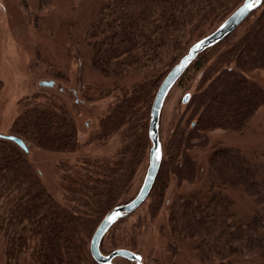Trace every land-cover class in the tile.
Here are the masks:
<instances>
[{"label": "trees", "instance_id": "trees-1", "mask_svg": "<svg viewBox=\"0 0 264 264\" xmlns=\"http://www.w3.org/2000/svg\"><path fill=\"white\" fill-rule=\"evenodd\" d=\"M238 1L104 0L85 30L94 66L113 79L145 74L123 89L90 138L108 141L119 136L121 144L113 157L83 156L63 173L65 194L60 202L26 151L0 138V236L4 234L7 241V262L23 258L28 264H99L91 255L90 239L148 157L149 113L155 92L195 31L203 33L207 23L223 18ZM211 51H216V57L204 69L201 59ZM260 69H264V0L225 39L200 53L178 80L200 71L197 91L186 102L187 115L181 117L163 148L161 167L146 200L151 219L161 212L171 176L179 186L197 180L201 168L193 151L210 144L209 132H241L264 105V87L247 74ZM12 134L50 151L75 152L82 146L74 114L57 100L21 107ZM207 162L218 185L243 189L258 210L246 221H237L233 199L212 181L206 201L196 195L174 199L167 217L171 235L193 240L201 262L236 264L235 255L241 254L259 256V264H264V166L252 162L237 146H215ZM132 213L106 233L101 245L104 252L119 247L135 250V234H114ZM150 260L159 263L156 258Z\"/></svg>", "mask_w": 264, "mask_h": 264}, {"label": "rangeland", "instance_id": "rangeland-1", "mask_svg": "<svg viewBox=\"0 0 264 264\" xmlns=\"http://www.w3.org/2000/svg\"><path fill=\"white\" fill-rule=\"evenodd\" d=\"M242 1L236 2L223 18L213 24L207 23L200 35V31H195L184 53L194 41L214 30ZM103 2L104 0H0V80L3 82L0 89V133L11 134L13 122L21 107L30 103L57 100L65 103L76 118L82 143L80 150L50 151L27 143L29 150L26 154L29 160L47 189L60 202H63L65 194L63 173L78 164L81 157H113L116 153L121 144L119 136L108 141L90 138L98 129L100 118L121 97L123 89L145 75L133 73L125 78L113 79L102 75L94 66L93 50L86 43L85 30L97 17ZM215 52L211 51L202 57V62L205 61L204 69L211 65L216 57ZM199 74L200 71L178 81L167 96L160 123L163 148L168 144L181 117L187 115L183 97L197 91ZM247 74L264 87V69ZM44 80H53L54 84L44 86L41 84ZM209 136L210 144L206 148H196L193 151L201 168L195 182H183L179 186L177 179L171 176L164 205L155 219H151L148 214V202L145 201L143 206L114 230V234L121 233L124 237H128L130 233L136 235L135 251L143 255L144 264H154L151 258L158 259V264H217L201 262L195 254L193 240L171 235L167 217L177 196L196 195L201 201H206L211 194L210 186L213 181L216 189L233 199L232 208L237 221H246L258 210L254 199L243 189L218 185L208 170L207 160L215 146H237L252 162L264 166V105L250 118L243 131L213 130L209 132ZM147 165L148 157L138 168L119 203L136 194ZM169 195L172 198L168 203L166 200ZM7 249V241L2 234L0 264H28L23 258L18 262H7ZM260 261L259 256L235 255L236 264H259ZM122 263H126L123 258L115 260V264Z\"/></svg>", "mask_w": 264, "mask_h": 264}, {"label": "water", "instance_id": "water-1", "mask_svg": "<svg viewBox=\"0 0 264 264\" xmlns=\"http://www.w3.org/2000/svg\"><path fill=\"white\" fill-rule=\"evenodd\" d=\"M249 3H253V0H243L214 30L194 41L189 46L188 50L170 68L161 81L151 105L148 127V135L151 146L149 149L148 165L142 184L133 197L125 202H120L114 205L103 216L95 228L90 239L89 247L91 255L97 263L115 264V260L117 258H124L127 259L131 264H144L143 255L130 248L119 247L112 249L109 252H104L101 248L102 240L114 223H116L120 218H123L134 212L147 200L154 186L163 159V146L160 137V123L162 110L169 92L200 53L225 39L254 10L262 5L263 0H260V2L255 4L251 9L247 8V4ZM41 84L44 86H52L54 81L44 80L41 82ZM189 96V94H186L183 97V102H187ZM0 138L9 139L15 142L26 152L29 150L25 140L16 134L0 133ZM171 198L172 197L169 195L166 201L169 203Z\"/></svg>", "mask_w": 264, "mask_h": 264}, {"label": "snow or ice", "instance_id": "snow-or-ice-1", "mask_svg": "<svg viewBox=\"0 0 264 264\" xmlns=\"http://www.w3.org/2000/svg\"><path fill=\"white\" fill-rule=\"evenodd\" d=\"M260 2V0H253V3H249L247 4V8L251 9L255 4H258ZM158 158V156H157Z\"/></svg>", "mask_w": 264, "mask_h": 264}]
</instances>
